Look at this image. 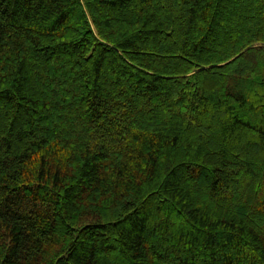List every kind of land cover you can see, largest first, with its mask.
Here are the masks:
<instances>
[{"label":"trees","instance_id":"obj_1","mask_svg":"<svg viewBox=\"0 0 264 264\" xmlns=\"http://www.w3.org/2000/svg\"><path fill=\"white\" fill-rule=\"evenodd\" d=\"M0 264H264V0H0Z\"/></svg>","mask_w":264,"mask_h":264}]
</instances>
